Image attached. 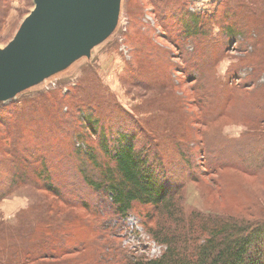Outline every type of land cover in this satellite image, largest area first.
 <instances>
[{"label": "rangeland", "instance_id": "1", "mask_svg": "<svg viewBox=\"0 0 264 264\" xmlns=\"http://www.w3.org/2000/svg\"><path fill=\"white\" fill-rule=\"evenodd\" d=\"M33 9V0H0V49ZM190 15L199 17L193 31ZM81 108L97 119L95 134L84 125L75 132L80 140L72 130L63 131L67 120L54 127L59 110L73 112L69 121L76 124ZM12 113L19 116L11 125L22 135L19 146L45 151L56 181L67 176L69 158L78 161L73 151L99 153L100 133L136 131L151 138V149L185 183L188 209L264 217V0H121L116 29L90 56L0 103V181L11 156L3 149L11 144L5 130ZM41 195L46 196L18 189L0 201L5 263L12 250L24 253L27 239H20L25 233L19 225L37 214ZM86 195L101 218L46 196L55 205L52 223L61 235L77 233L69 239L82 250L64 264H117L122 253H163L165 247L148 233L151 207L135 203L122 220L105 209L100 195Z\"/></svg>", "mask_w": 264, "mask_h": 264}, {"label": "trees", "instance_id": "2", "mask_svg": "<svg viewBox=\"0 0 264 264\" xmlns=\"http://www.w3.org/2000/svg\"><path fill=\"white\" fill-rule=\"evenodd\" d=\"M198 18H191L192 31ZM254 40L253 45L256 46ZM255 46H252L253 51ZM61 111L55 128L67 120L63 131L72 130L76 138L81 135L76 136L75 132L84 129V125L94 134L97 132L95 125L98 121L93 113L81 108L78 112L81 117L74 124L69 121L73 112L63 114ZM17 121L19 116L16 113L7 117L5 136L11 144L9 150L4 148L3 151H11V156L4 161L7 176L0 181V201L18 189L32 188L35 193L51 196L64 206L83 208L98 219L101 215L94 213L93 202L86 195L89 192L100 195L101 204L105 209L109 208L117 219L124 220L135 203L151 207L147 215L150 223L148 233L165 250L155 258L132 253L124 255L122 250H118L122 254L117 256V264H264V217L240 218L188 209L184 204L185 183L177 181L162 157L154 152L156 148L151 149L149 136L146 140L136 131L120 130L110 137L102 132L99 153L94 150L73 151L78 161L74 163L69 158L72 165L67 176L56 181L55 171L48 165L45 151L29 149L22 144L19 146L23 141L22 135L15 134L11 128ZM188 166H192L191 161H188ZM203 173L201 171L200 177L192 181L199 182ZM77 186L79 190L74 189ZM46 196L41 195L35 207L37 214L30 221L17 224L25 233L20 239H27L23 241L26 246L24 253L12 250L5 263L6 259L2 256L6 252L0 250V264H64L67 256L82 251L69 239H76L77 233L61 235L64 232L52 223L54 218L51 214L55 213V205ZM11 238L18 239L15 234ZM104 262L96 261L94 264Z\"/></svg>", "mask_w": 264, "mask_h": 264}, {"label": "water", "instance_id": "3", "mask_svg": "<svg viewBox=\"0 0 264 264\" xmlns=\"http://www.w3.org/2000/svg\"><path fill=\"white\" fill-rule=\"evenodd\" d=\"M8 45L0 49V103L15 98L106 40L121 0H33Z\"/></svg>", "mask_w": 264, "mask_h": 264}]
</instances>
